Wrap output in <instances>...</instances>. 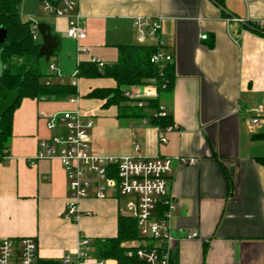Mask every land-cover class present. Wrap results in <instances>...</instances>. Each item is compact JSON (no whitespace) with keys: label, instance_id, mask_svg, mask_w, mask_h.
Here are the masks:
<instances>
[{"label":"crops","instance_id":"crops-1","mask_svg":"<svg viewBox=\"0 0 264 264\" xmlns=\"http://www.w3.org/2000/svg\"><path fill=\"white\" fill-rule=\"evenodd\" d=\"M79 11L86 32L80 40L67 35L65 16L47 14L44 21L58 39L49 60L56 70L45 69L53 81L74 80L78 94L23 98L16 108L0 159V238L34 237L48 264L75 251L81 234L93 243L116 236L125 197L111 190L105 198L92 195L80 201L77 220L65 218L71 191L60 160L30 163L39 142L58 132L47 127L49 116L79 110L83 124L92 122L96 153L195 159L175 162L168 178L175 205L170 264H264V164L257 159L264 157V137H257L264 133V36L251 28L264 22V0H79ZM137 18L160 19L157 40L172 56L173 84L161 101L177 127L165 141L149 120L85 97L93 88L115 86L112 78L76 76L80 63L111 64L119 44L141 43ZM164 210L158 204L153 215ZM195 230L197 237H186Z\"/></svg>","mask_w":264,"mask_h":264},{"label":"built area","instance_id":"built-area-1","mask_svg":"<svg viewBox=\"0 0 264 264\" xmlns=\"http://www.w3.org/2000/svg\"><path fill=\"white\" fill-rule=\"evenodd\" d=\"M43 10L47 14L65 16L68 19L67 35L80 40L86 32L80 24L81 13L79 0H43ZM139 28L141 43H159L157 33L161 27L160 19L135 20ZM264 26V22H259ZM35 37H38L37 24ZM206 38V35H203ZM151 60L160 64L172 62L171 54L164 49L156 52ZM100 66L103 62L93 59ZM55 71L54 64H49ZM57 76L58 73H56ZM60 82L65 80L60 79ZM76 85L74 80L71 81ZM157 86L151 80L143 86H131L124 90V96L134 98L138 105L140 99L157 96ZM75 101V98H71ZM161 106L158 115H165ZM79 110H66L49 116L47 127L57 130L49 141L42 140L38 144L36 155L30 160L34 164L37 159H59L65 170L71 196L68 199L64 217L77 220L81 214L79 203L82 199L94 196L105 198L109 191H115L126 198L121 213L136 220L139 234L144 243L134 245L126 242L129 255L135 254L141 264H170L174 235L169 224L171 210L174 209L173 196L169 193L168 178L173 172L174 163L193 164L194 158L159 157L154 159L131 155H106L91 149L88 128L92 122L83 124ZM258 118H252L251 124L258 125ZM177 126L172 124L161 130V140L165 141V133ZM158 204L165 210L158 216L153 215ZM195 230L186 235L187 238L197 237ZM153 242V243H151ZM95 244L81 234L77 249L64 253L57 260L48 264H104L105 259L96 256ZM0 264H47L42 263L38 254V244L34 237L0 238Z\"/></svg>","mask_w":264,"mask_h":264},{"label":"trees","instance_id":"trees-1","mask_svg":"<svg viewBox=\"0 0 264 264\" xmlns=\"http://www.w3.org/2000/svg\"><path fill=\"white\" fill-rule=\"evenodd\" d=\"M21 2L0 0V29H6L5 40L0 43V159L6 155L12 137L13 114L23 98L66 100L78 94L71 82L51 79L54 74L45 69L49 62L39 52L42 40L40 35L35 37L38 22L32 17L21 18ZM251 28L264 36V26L258 22L252 23ZM164 48V44L159 43L119 44L118 59L114 63H103L102 66L96 61L80 63L76 76L112 78L115 81V86L93 88L85 97L102 100L105 108L117 105L121 115L149 120L160 130L174 124L169 113L158 115L163 94L172 88L174 78L173 62L160 64L151 60ZM151 80L157 86L156 97L140 99L142 104L138 105L136 99L124 96L125 89L146 85ZM257 137H264V133ZM257 159L264 164L263 156ZM139 239L142 237L136 220L122 214L118 219L116 236L94 242L96 256L113 259L117 264H141L135 254L127 253L124 245Z\"/></svg>","mask_w":264,"mask_h":264},{"label":"water","instance_id":"water-1","mask_svg":"<svg viewBox=\"0 0 264 264\" xmlns=\"http://www.w3.org/2000/svg\"><path fill=\"white\" fill-rule=\"evenodd\" d=\"M37 30L42 38V44L39 49L40 54L45 57V60L49 62L50 57L53 55L54 50L58 47V39L52 33L51 26L45 22L37 23ZM6 37V29H0V43L4 42Z\"/></svg>","mask_w":264,"mask_h":264},{"label":"rangeland","instance_id":"rangeland-1","mask_svg":"<svg viewBox=\"0 0 264 264\" xmlns=\"http://www.w3.org/2000/svg\"><path fill=\"white\" fill-rule=\"evenodd\" d=\"M43 0H22L19 5V13L22 19L33 16L37 22H48L49 16L43 10ZM54 60V56L51 58Z\"/></svg>","mask_w":264,"mask_h":264}]
</instances>
